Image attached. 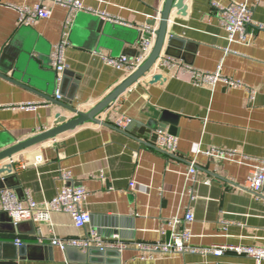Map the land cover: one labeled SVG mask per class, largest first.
<instances>
[{"label": "crops", "instance_id": "0c3cea01", "mask_svg": "<svg viewBox=\"0 0 264 264\" xmlns=\"http://www.w3.org/2000/svg\"><path fill=\"white\" fill-rule=\"evenodd\" d=\"M83 1L86 7L122 23L106 21L94 12H76L65 49L70 74L63 82L57 80L50 56L63 38L68 9L54 0H1L0 68L19 83L0 75V150L54 127L59 112L68 119L75 117L49 99H57L58 91L82 111L91 110L107 96L128 74L109 65L105 57L137 58L141 35L146 33L141 30L147 25L157 28L164 4V0ZM39 2L52 9V17L21 26L13 6L33 7ZM232 2L248 4L253 19L264 24V0H186L185 13L172 9L167 31L184 44L185 58L173 57L181 65L206 72L219 69L242 85H195L180 66H160V62L100 114L102 123L76 126L0 163V167L9 161L14 164L13 182L3 188L16 192L24 207L30 198L42 203L55 197L65 184L63 173L69 172L72 186L88 190L84 207L92 215L84 229H78L62 211L43 223L27 219L18 229L3 217L0 241L20 238L42 247L28 248L27 255L16 261L0 260V264H86L76 260L77 251L69 260L66 250L50 242L76 239L90 230L98 231L104 241L116 239L127 245L120 251L121 264H255L243 255L156 252L148 256L138 248L140 242L168 239V219L182 218L189 209L194 213L191 243L195 247H264V202L242 188L251 173L249 164L255 162L251 158L264 154V30L257 31L248 44L230 42L214 5ZM152 20H157L155 25L150 24ZM166 47L167 41L161 57ZM11 60L14 68L8 69ZM155 73H163L165 80L149 83ZM251 89L256 91L254 98ZM41 101L47 104L35 110L20 106ZM163 110L179 118L172 134L179 138L175 154L154 147ZM123 117L135 123L131 130L127 131L129 125L116 126ZM213 147L235 150L237 157L243 154L251 160H219L198 152ZM192 160L199 171L194 184L187 178Z\"/></svg>", "mask_w": 264, "mask_h": 264}, {"label": "built area", "instance_id": "2783aa9c", "mask_svg": "<svg viewBox=\"0 0 264 264\" xmlns=\"http://www.w3.org/2000/svg\"><path fill=\"white\" fill-rule=\"evenodd\" d=\"M43 1V0H42ZM55 3L62 5L68 9L67 19L63 25V38L56 45L53 46L50 56L51 64L56 69L58 74V80L61 81L62 75L65 70L68 69L66 62L65 49L69 45V29L72 25L74 14L78 11L94 12L101 15V17L108 21L120 22V20L113 18L107 13L94 10L85 6L83 0H54ZM1 2V0H0ZM19 14L20 25H34L41 18H51L52 9L48 8L43 2H39L33 7L29 6H13ZM214 9L219 14L221 24L227 32V39L231 42H237L240 44H248L251 42L256 32L264 30V24L256 22L253 19V13L248 4L243 2H232L229 5L215 4ZM146 33L142 34L139 44L140 54L137 58H130L126 56L120 57H105L108 64L125 70L127 74H130L137 70L140 65L144 63L149 54L152 51L156 39V28H152L147 25L141 30ZM161 62V65H160ZM155 64L160 66H180L182 71L187 73L192 83L197 84H210L215 85L219 82L224 83L228 87H237L242 85L241 82L230 80L223 76L221 71L215 70L214 72H206L200 69H195L189 65H181L177 59L163 55ZM159 67V66H158ZM256 91L250 90V97L254 98ZM57 100L62 97L60 91L57 93ZM41 104H47V101L41 102H27L20 105L22 108L35 110ZM132 122L129 117L119 118L117 120V127L125 128ZM155 145L154 147L161 152L175 154L178 149L179 138L170 134L165 129H156L154 132ZM208 157L219 160H237L241 163H248L249 160L254 159V163L249 164L251 173L246 179L243 189L250 195H253L255 199L264 202V154L259 158L249 159L246 155L241 154L235 150H222L220 148H210L201 150ZM26 164L21 167L24 168ZM14 171V168H13ZM198 169L194 160L189 162L187 178L193 184L198 180ZM65 181L64 186L61 187L59 193L50 200H44L39 203L34 199H29L28 206L24 207L18 198L16 192L11 189H0V215L2 212L7 213L12 219L14 226L20 224L27 219H33L39 223L47 221L50 215L54 212H66L71 216L73 224L79 229L86 228L91 222L92 215L84 207V203L88 197V190L83 186L74 187L70 184L71 173L64 172L62 175ZM206 183L211 182V179H206ZM194 221V213L189 209L185 215L181 218L173 216L168 219V225L171 227L170 237L166 240L160 239L157 242H140L138 248L147 255L151 256L156 252L162 255L167 254H184L194 253L200 255H213L222 256L226 254L243 255L251 259L255 264H264V247L262 246H248V245H211L209 247H195L191 243V224ZM166 232L162 231L164 235ZM14 243L17 245L24 244L20 238H16ZM53 246H57L63 250L67 247H75L82 251H87L90 248H105V249H118L122 251L127 248V245L119 240L104 241L98 231L90 230L83 236L76 239H59L53 238L50 242Z\"/></svg>", "mask_w": 264, "mask_h": 264}, {"label": "water", "instance_id": "95a60500", "mask_svg": "<svg viewBox=\"0 0 264 264\" xmlns=\"http://www.w3.org/2000/svg\"><path fill=\"white\" fill-rule=\"evenodd\" d=\"M186 0H164L163 7L159 11V21L156 28V39L154 42V45L152 47V51L147 57V59L144 61L140 67L135 70L134 72L127 75V77L122 80V82L119 83L118 86H116L107 96H105L103 99L98 101L96 105L93 106V108L89 111H82L75 108L69 103V100L61 97V99H55L54 97H49V99L65 109L69 110L74 114L75 117L68 119L65 115L56 114L55 116V126L52 128H48L45 130H42V132L33 135L31 137L26 138L25 140L18 141L10 146H8L6 149L0 150V163L2 161L8 160L12 158L13 155L24 151L27 148L40 145L45 141L55 139L60 133L71 130L76 128V126L82 125L87 122H97L102 123V120L99 118L100 114L106 110L114 100H116L120 95H122L128 88L133 85V83L137 82L141 78L145 77L146 74H148L152 69L155 67V63L157 60L161 57L163 46L165 42L167 41V49H165V54L171 57L176 58H185L182 56L181 49L183 48V42H180L176 39V37L169 36L168 35V23L169 18L171 15L172 9L176 8L179 10V12L185 13L187 6L185 4ZM157 20H152L150 23L151 25H155ZM25 26V25H23ZM27 26V25H26ZM142 36V35H141ZM30 49H27L28 52ZM12 62V60H11ZM14 68V62H12L11 66H8V69ZM15 71L18 72V67H15ZM15 72V73H16ZM69 71L65 70L62 75V80L65 82L67 79V76L69 75ZM0 75L3 77H9L7 70L0 68ZM14 75V74H13ZM11 80H13L16 83H19L15 77L10 76ZM58 80V76H57ZM165 80V77L163 73H155L151 76L149 83H155V82H162ZM51 83V82H50ZM61 95L62 92L60 91ZM46 95V94H43ZM159 121L156 125L155 129H166L167 124H170L169 132L171 134H175L176 132V124L178 122V115H175L171 113L168 110H163L159 117ZM135 126L134 122H131L129 126L127 127V131L131 130ZM140 131H143V129H140ZM145 131V130H144ZM13 167L14 164L9 161L8 163H5L0 167V188H3L4 186L11 185V182H13L14 177L11 175L13 173ZM3 217H8V219L11 221V225L14 228V225L12 223V219L10 216L7 215V213L2 212L0 215V220ZM20 224L16 225L15 228H19ZM41 245L33 244L30 245L28 243H24L22 245H17L14 242H5L0 241V260L10 262V261H16L19 258L27 255V249L36 247L40 248ZM42 247V246H41ZM68 253L69 260L71 259V256L73 251H77L78 255L77 259L79 262L82 263H88V264H108L110 263V259H115L114 264H121V258H120V251L118 249H105V248H90L87 251L79 250L75 247H67L65 249Z\"/></svg>", "mask_w": 264, "mask_h": 264}]
</instances>
